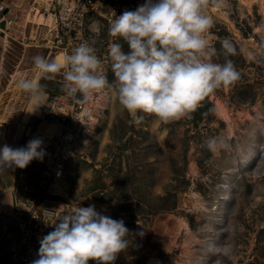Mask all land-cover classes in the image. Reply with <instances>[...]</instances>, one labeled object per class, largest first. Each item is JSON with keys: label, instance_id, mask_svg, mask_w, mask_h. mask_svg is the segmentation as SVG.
<instances>
[{"label": "rangeland", "instance_id": "obj_1", "mask_svg": "<svg viewBox=\"0 0 264 264\" xmlns=\"http://www.w3.org/2000/svg\"><path fill=\"white\" fill-rule=\"evenodd\" d=\"M206 14L213 21L206 33L217 51L213 62H224L221 42L230 41L235 54L228 58L239 80L205 97L213 108L167 124L143 113L138 114L141 122L134 123L122 110L115 87L105 89L94 138L84 157L70 163L67 178L73 195L101 203L112 219L123 220L130 230L128 249L114 264L152 263L155 256L164 264H203L205 256H214L213 264H264V0H209ZM17 27L5 29L0 22V124L14 131L21 122L25 130L15 144L0 140V148L26 146L34 138L43 141L57 130L48 118L55 80L39 75L44 86L39 101L17 86L19 78L32 80L38 71L33 57L54 60L55 49L48 47L47 35L37 41L28 31L21 37ZM120 43L127 52V44ZM109 82L114 85L112 71ZM32 102L43 105L29 113ZM209 138L217 140L216 151L206 147ZM253 147L258 156L244 167ZM42 166L43 160L34 159L26 168H17V176L31 182ZM228 181L233 197L226 201ZM225 202L227 222L222 226L217 217ZM182 220L187 225H181ZM19 239L13 211L0 207V264H7ZM209 242L232 250L229 255L210 252Z\"/></svg>", "mask_w": 264, "mask_h": 264}, {"label": "clouds", "instance_id": "obj_2", "mask_svg": "<svg viewBox=\"0 0 264 264\" xmlns=\"http://www.w3.org/2000/svg\"><path fill=\"white\" fill-rule=\"evenodd\" d=\"M216 2V0H213ZM209 0H146L134 11H124L110 21L108 34L119 38L111 42L108 56L115 77L109 82L88 41L58 59L49 60L37 55L32 58L41 78L51 79L63 73L62 88L69 96L81 101L94 93L116 89L119 104L134 123L152 114L167 124L181 118H191L200 102L213 90L233 85L240 78L234 62L228 57L235 48L228 40L221 42L225 60L213 62L216 49L206 38L213 21L206 14ZM95 23V22H94ZM99 36V28L91 29ZM4 69L0 68V74ZM20 90L37 101L44 94V86L37 80L19 78ZM41 105L34 106V113ZM43 141L34 138L26 146L0 148V172L26 168L31 161L43 160ZM211 151L217 150V140L205 141ZM54 230L39 241L38 258L32 264H114L120 252L128 249L130 230L123 220L103 215L94 205L75 207L59 216ZM143 235V233H141ZM232 248L223 249L208 243V251L229 255Z\"/></svg>", "mask_w": 264, "mask_h": 264}, {"label": "built area", "instance_id": "obj_3", "mask_svg": "<svg viewBox=\"0 0 264 264\" xmlns=\"http://www.w3.org/2000/svg\"><path fill=\"white\" fill-rule=\"evenodd\" d=\"M47 14L53 16L46 38L49 48L70 54L76 46L88 41L96 49L97 56L107 78H110L111 61L108 48L111 42L122 39L109 36L110 21L124 11H134L146 0H47ZM2 6V5H1ZM0 22L5 29L14 28L16 21L0 10ZM95 22V23H94ZM99 28V36L91 30ZM55 86L50 92L49 120L55 121L57 130L43 140L46 154L43 166L33 181L27 182L22 175L16 177L13 186V213L20 230V239L11 249L7 264H32L38 258L39 241L54 230L57 218L72 212L75 207L94 205L103 215L111 217L108 210L92 200L77 199L68 181L70 163L86 153L94 138L96 124L104 111L105 90L94 93L87 101L69 96L62 88L64 76L53 78ZM112 218V217H111ZM155 256L152 263L164 264ZM89 264H95L90 260Z\"/></svg>", "mask_w": 264, "mask_h": 264}, {"label": "bare ground", "instance_id": "obj_4", "mask_svg": "<svg viewBox=\"0 0 264 264\" xmlns=\"http://www.w3.org/2000/svg\"><path fill=\"white\" fill-rule=\"evenodd\" d=\"M43 1L45 2V4H48L47 0H43ZM218 4L219 3L215 4L213 7L218 6ZM31 16H32L33 19L31 18ZM28 19H29L28 21H30V23H31V26H27L26 25V29L29 28V36H30V38H34V39H36L38 41V38H41V34H45L47 36L50 35V31H49L50 29L48 30L47 26H50L52 24V22H53V16L51 14H45L39 8H35L33 15L30 13V16L28 17ZM64 55H65V52L63 50H59V51H57L56 57H54V59H58V58H60V57H62ZM39 75H40V73L38 71H36L35 74L32 75V80H37L38 81ZM107 92H108V90H105L103 95L105 96L106 94H108ZM32 103H33L34 106L37 105L36 102H32ZM218 108L220 110H223L224 112H226L224 107L221 106L220 104L218 105ZM24 130H25V125H24V123H21V122L16 125V128L14 129V131L10 130V129L8 130V129L5 128L4 124H0V140H1V143H3L5 140L7 142H10V143H14V144L17 143L19 141V139L21 138V136L23 135ZM257 156H258V148L257 147H253L246 154V156H245V158L243 160V166L247 167V168L250 167L252 165V163L254 162V160L257 158ZM9 187L11 188V180H10V186ZM231 193H232V189H231L230 182L228 181L227 182L226 191L224 193L226 201L232 199L233 194H231ZM92 201L96 202L95 200H92ZM225 203H222L221 212L219 213V215L217 217L218 224H222V226H224L226 224V222H227V216H226L227 203L226 204ZM101 206L104 207L102 204H101ZM105 209H107L109 214L111 215L110 209L109 208H105ZM181 225H187L186 221L182 220L181 221ZM223 238L224 237H222L221 239H218V238L217 239L220 241V240H223ZM120 254L121 253H119L117 257H121ZM152 258L153 257H150L149 259H152ZM213 259H214V256H210V257L209 256H205L203 258V260H202V263L203 264H213ZM163 261H164V259H163Z\"/></svg>", "mask_w": 264, "mask_h": 264}, {"label": "crops", "instance_id": "obj_5", "mask_svg": "<svg viewBox=\"0 0 264 264\" xmlns=\"http://www.w3.org/2000/svg\"><path fill=\"white\" fill-rule=\"evenodd\" d=\"M39 1V2H38ZM7 3L4 12L6 16L13 17L16 21V24L20 27H17L16 33L18 36H27L29 29H26L27 26H31L28 17L30 13L33 15L34 9L39 8L45 14L48 11V4H45L43 0H0V5ZM29 37V35H28ZM17 168L8 169L7 171L0 172V207L1 208H10L13 209V186L17 176ZM11 180V188L10 186ZM3 195V196H2Z\"/></svg>", "mask_w": 264, "mask_h": 264}, {"label": "trees", "instance_id": "obj_6", "mask_svg": "<svg viewBox=\"0 0 264 264\" xmlns=\"http://www.w3.org/2000/svg\"><path fill=\"white\" fill-rule=\"evenodd\" d=\"M211 108H213L212 102L209 99L205 98L200 102V106L198 107L197 110L202 111Z\"/></svg>", "mask_w": 264, "mask_h": 264}]
</instances>
